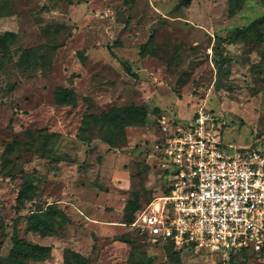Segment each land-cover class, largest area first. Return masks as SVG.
<instances>
[{
	"label": "rangeland",
	"instance_id": "obj_1",
	"mask_svg": "<svg viewBox=\"0 0 264 264\" xmlns=\"http://www.w3.org/2000/svg\"><path fill=\"white\" fill-rule=\"evenodd\" d=\"M180 1L0 0L1 264H64L66 250L90 264H264L249 249L177 256L131 225L163 193L161 115L205 110L224 141L264 150V0ZM56 88L76 103L57 104ZM101 113L124 128L117 146L91 127L79 138ZM49 204L62 211L55 233L28 231ZM15 237L49 257L13 261Z\"/></svg>",
	"mask_w": 264,
	"mask_h": 264
},
{
	"label": "built area",
	"instance_id": "obj_2",
	"mask_svg": "<svg viewBox=\"0 0 264 264\" xmlns=\"http://www.w3.org/2000/svg\"><path fill=\"white\" fill-rule=\"evenodd\" d=\"M214 120L205 110L186 123L158 118L163 193L131 225L180 252L249 249L264 259V150L224 141Z\"/></svg>",
	"mask_w": 264,
	"mask_h": 264
},
{
	"label": "trees",
	"instance_id": "obj_3",
	"mask_svg": "<svg viewBox=\"0 0 264 264\" xmlns=\"http://www.w3.org/2000/svg\"><path fill=\"white\" fill-rule=\"evenodd\" d=\"M191 0H181L176 7H187ZM234 12V8L232 9ZM6 35L13 36L12 33ZM54 99L57 104L74 105L76 103L75 93L68 88H56ZM114 123V127H110ZM95 128L96 131L103 136L104 141L111 145L117 146V141L124 138V128L118 122L108 118V114L101 113L99 115L87 114L82 119L80 140L85 141L91 139V134L88 133V128ZM8 147L6 153L10 151ZM30 175L25 174L22 186L20 187L17 195V203L23 204V200L31 190ZM62 216V211L56 204H49L44 210L34 212L29 217L27 230L36 232L42 237L50 236L55 233L58 225V220ZM123 242H129L124 237L120 238ZM167 250L171 251L174 255H179L180 251L174 250L171 245L165 246ZM51 246H37L31 245L22 238H14L11 254L15 258L18 256L23 257L25 260H32L34 262L45 260L49 257ZM1 264V262H0ZM64 264H90L88 259L77 252L66 250L64 253Z\"/></svg>",
	"mask_w": 264,
	"mask_h": 264
}]
</instances>
